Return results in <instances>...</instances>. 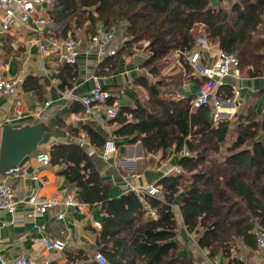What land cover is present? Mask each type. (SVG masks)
Instances as JSON below:
<instances>
[{
  "label": "trees",
  "instance_id": "obj_1",
  "mask_svg": "<svg viewBox=\"0 0 264 264\" xmlns=\"http://www.w3.org/2000/svg\"><path fill=\"white\" fill-rule=\"evenodd\" d=\"M49 15L54 25L64 26V38L68 32L75 37L78 29L93 35L101 23L107 30L122 25L125 52L149 42L144 67L158 82L154 91L141 82L147 99L134 108L117 109L112 119L119 125L115 136L128 139L127 144L139 142L145 154L166 155L171 147L180 154L182 174L163 178L156 183L159 195L145 197L157 214L152 219L131 191L108 199L82 147L51 148L50 162L67 166L64 175L82 190L85 202L102 206L105 219L97 245L106 264H193L176 255L174 204L186 231L198 235V246L212 255L220 251L228 257L237 240L257 248L251 232L255 226L264 232V142L257 140L259 124L249 115L235 123L214 122L213 98L207 106L191 110L194 97L175 96L183 74L165 77L163 70L169 55L188 52L205 37L238 59L239 73L264 75V0H237L218 9L210 0H54ZM179 59L184 74H193L181 55ZM222 87L216 97L228 100L232 94ZM111 95L109 103L117 99ZM91 139L99 147L106 143L96 135Z\"/></svg>",
  "mask_w": 264,
  "mask_h": 264
},
{
  "label": "crops",
  "instance_id": "obj_2",
  "mask_svg": "<svg viewBox=\"0 0 264 264\" xmlns=\"http://www.w3.org/2000/svg\"><path fill=\"white\" fill-rule=\"evenodd\" d=\"M53 2L43 0L36 7L35 17L15 26L7 34L0 29V74L7 80L20 79L14 96L0 93V142L4 126L19 129L41 125L45 130L36 151L17 165L16 174L6 176V170H0V182L11 186L16 203L13 214L0 210V250L8 261L24 257L31 264H98L94 254L100 253L97 240L105 219L101 204L85 202L82 190L66 179L65 164L53 165L50 162L44 166L37 162L36 156L40 153L49 156L53 146L79 145L106 187L108 199L113 200L127 192V186L142 188L173 176L169 170L178 166L180 154H175L173 147L165 150L166 155L162 152L145 154L139 142L127 144L128 139L117 138L115 132L119 125L105 115L104 107L112 106L113 102L116 109L134 108L137 101L147 99L146 88L141 82L151 89L158 79L152 77L144 67L148 59L146 53L138 55L131 50H122L127 39L122 25H117L112 31L117 44L121 46L119 54L99 63L94 50L89 53L84 51L82 39L90 35L86 29H78L74 31V36L82 44L75 64L64 63L62 43L72 34L68 32L64 38V26L51 22L49 11ZM236 2L210 0V5L218 9ZM37 18L44 20L45 24L35 22ZM211 45L212 53L219 50L217 44ZM173 59L175 64L169 71L164 66L166 73L163 71V76L183 74L175 96L193 98L197 78L190 72L184 74L186 72L175 53L169 55L164 63L168 66L167 63L174 62ZM94 78L103 90L117 95V99L110 103L108 100L104 107L93 108L87 116L81 99L93 88ZM29 79L32 80L27 81ZM220 87L225 88L232 97L228 100L216 97ZM213 99L217 103L213 109L215 116L225 114L228 120L233 119L235 123L238 118L249 115L253 123L259 124L257 140L264 142V75L249 77L240 73L239 76H227L221 80ZM16 101L22 103L20 117L15 116ZM213 121L216 122L215 119ZM94 135L104 142L112 141L116 148L115 155L104 160V147L93 143L91 136ZM32 193L37 195L39 201L59 196L61 199L71 197L77 204L59 205L43 215L35 216L32 208L26 204ZM172 211L176 221V255L179 258L190 259L193 264H229L232 259L237 264H264V254L257 248L246 247L241 240L232 244L228 257L220 251L212 255L209 250L201 249L197 244L198 235L186 231L179 206L174 204ZM60 214L63 217L58 219ZM41 226H45V231L40 230ZM44 238L64 241V251L59 254L46 250L42 242Z\"/></svg>",
  "mask_w": 264,
  "mask_h": 264
},
{
  "label": "built area",
  "instance_id": "obj_3",
  "mask_svg": "<svg viewBox=\"0 0 264 264\" xmlns=\"http://www.w3.org/2000/svg\"><path fill=\"white\" fill-rule=\"evenodd\" d=\"M43 0H0V29L3 33H8L15 28L24 24L29 19L35 17L36 7L42 3ZM35 22L45 24L44 20L38 18ZM83 44L85 46L84 51L89 53L91 50L96 52L97 61L101 63L105 59L113 58L117 55L121 46L117 44L115 33L112 30H107L101 23L96 25L93 35L84 36ZM81 40L69 36L62 43L64 54L62 56L63 62L73 65L76 61V56L79 53ZM118 45V46H117ZM211 43L205 37H199L190 51L185 53L175 52L178 57H183L186 64L192 70L194 76L197 78V89L194 99L191 102V110H197L201 107L207 106L210 100L214 97L215 91L220 84L221 80L225 77L234 75L239 76L238 59L233 55L226 53L222 50L212 53ZM119 48V49H118ZM149 42L142 41L134 45L131 49L135 54L140 55L146 53L149 57ZM16 50V47H13ZM94 86L89 91L88 95L81 99V103L84 106L85 115L89 116L93 108L104 107L106 102L111 99L112 95L103 90L102 86L94 78ZM20 79L7 80L0 74V93L5 96H14L19 85ZM114 103V102H113ZM112 106H105V115L108 119H114L117 114L116 103ZM48 106V103L45 104ZM22 103L20 101L15 102V116L20 117L22 112L20 111ZM214 119V116H213ZM9 121V120H7ZM116 153L115 145L112 141H107L103 148L102 158L108 160ZM183 156H188L183 152ZM36 160L41 165H48L50 163V157L46 153H40L36 156ZM18 168L6 170L4 174L10 176L16 174ZM169 173L172 175H181L182 170L178 166H173ZM127 191L133 192L142 202L144 209L148 210L149 216L152 219H156L157 214L155 210H150L145 202V197H157L159 195V188L156 184H150L148 186L138 188L134 186H127ZM32 208L33 215H43L48 210L55 208L56 206H74L77 204L75 199L71 197L60 198L59 196H53L49 199L38 200L37 195L32 193L26 200ZM14 194L11 186L4 182H0V210L13 214L15 210ZM63 214L58 215V219H61ZM41 231H45V226L40 227ZM255 241L257 249L264 254V232L263 230L255 226L251 232ZM44 248L48 251L55 253H62L64 251L65 243L60 239L44 238L42 240ZM94 260L98 264H106L105 259L101 253L94 254ZM0 264H31L26 258L19 257L13 261H8L1 253L0 250Z\"/></svg>",
  "mask_w": 264,
  "mask_h": 264
},
{
  "label": "water",
  "instance_id": "obj_4",
  "mask_svg": "<svg viewBox=\"0 0 264 264\" xmlns=\"http://www.w3.org/2000/svg\"><path fill=\"white\" fill-rule=\"evenodd\" d=\"M151 90L154 91L153 86ZM43 132L45 130L41 125L26 126L19 129L4 126L0 142V170L16 168L23 158L34 153Z\"/></svg>",
  "mask_w": 264,
  "mask_h": 264
},
{
  "label": "rangeland",
  "instance_id": "obj_5",
  "mask_svg": "<svg viewBox=\"0 0 264 264\" xmlns=\"http://www.w3.org/2000/svg\"><path fill=\"white\" fill-rule=\"evenodd\" d=\"M262 53L264 54V51H262ZM173 61L174 62H168L167 64H168V66L167 65H165L167 68H166V71H169L170 70V68H172V64H175V60L173 59ZM164 71V70H163ZM166 71H164L165 73H166ZM217 103L215 102V100L214 99H212V101H211V107L214 109V106L216 105ZM220 111H222V112H224V110L223 109H221ZM228 118L229 117H227L225 114H220L219 116H215L214 115V119L216 120V121H219V120H228ZM230 120V119H229ZM232 121H233V119H231ZM237 121H239L238 119L237 120H235V122H237ZM226 146H224L223 147V149H222V151H224V148H225Z\"/></svg>",
  "mask_w": 264,
  "mask_h": 264
}]
</instances>
